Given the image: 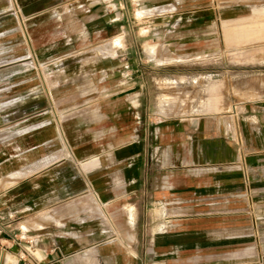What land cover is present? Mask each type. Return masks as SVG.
<instances>
[{"label": "crops", "instance_id": "obj_1", "mask_svg": "<svg viewBox=\"0 0 264 264\" xmlns=\"http://www.w3.org/2000/svg\"><path fill=\"white\" fill-rule=\"evenodd\" d=\"M106 1L94 4L101 12L87 13L85 2L75 12L98 42L97 75L87 79L97 89L24 140L20 175L0 185V264H164L170 253L228 239L235 210L264 207L235 204L238 196L264 198V92L223 111L172 114L153 88L168 82L167 61L146 63L127 41L134 31L120 22L124 12H114L113 24L104 12L127 2ZM40 7L53 15V0L23 2L25 11ZM36 29L51 32L43 23ZM8 158L1 153L0 167ZM87 196L95 204L77 213L74 198ZM168 211L176 212L174 227L159 232L154 213ZM178 222L186 236L174 243L168 235Z\"/></svg>", "mask_w": 264, "mask_h": 264}, {"label": "rangeland", "instance_id": "obj_2", "mask_svg": "<svg viewBox=\"0 0 264 264\" xmlns=\"http://www.w3.org/2000/svg\"><path fill=\"white\" fill-rule=\"evenodd\" d=\"M125 1L121 10L109 6L104 12L111 24L115 11L124 12L120 22L134 31L127 41L137 46L146 63L162 56L167 61L163 67L171 70L165 73L173 75L164 73L168 82L153 88L172 114L223 111L241 105L246 93L264 92V0ZM23 2L0 0V155L9 157L0 167V185L20 175L24 140L59 123L82 104L84 92L98 87L87 80L97 75L93 49L98 42L87 34L86 22L75 16L81 2L87 13H98L96 0H53V15L49 7L25 11ZM41 23L49 34L36 35ZM233 31L240 34L238 39L229 36ZM116 38L115 43L121 42ZM177 69H185V80L179 82ZM93 199L75 197L76 212L92 209ZM263 199L238 196L235 204H261ZM86 202L91 207L83 206ZM257 206L235 210L233 230L216 247L170 253L164 264H264V207ZM175 214L155 212L156 230L172 229ZM176 226L168 235L174 243L186 236L179 222ZM106 230L114 232L112 226Z\"/></svg>", "mask_w": 264, "mask_h": 264}, {"label": "bare ground", "instance_id": "obj_3", "mask_svg": "<svg viewBox=\"0 0 264 264\" xmlns=\"http://www.w3.org/2000/svg\"><path fill=\"white\" fill-rule=\"evenodd\" d=\"M141 14V13H140ZM244 18V17H243ZM233 33H235L234 31H233ZM239 36L240 35H235V37L234 38H239ZM25 38H26V40H28V35H25ZM105 212V211H104ZM106 214V216H107V213H105ZM131 215V214H130ZM12 263V262H11Z\"/></svg>", "mask_w": 264, "mask_h": 264}]
</instances>
